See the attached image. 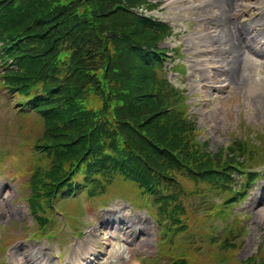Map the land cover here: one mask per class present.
<instances>
[{
  "label": "trees",
  "instance_id": "trees-1",
  "mask_svg": "<svg viewBox=\"0 0 264 264\" xmlns=\"http://www.w3.org/2000/svg\"><path fill=\"white\" fill-rule=\"evenodd\" d=\"M117 1L0 0V39L7 45L4 51L32 67L24 65L9 72L12 89L35 103L56 86V78L73 72L67 85L78 106L75 131L70 135L67 128L60 127V105L75 101L40 108L50 115L47 121L58 128L61 139L52 135L44 143L48 168L36 188L35 206L40 205L39 197L58 191L62 182L72 186L73 166L82 156L78 171L108 166L106 175L114 177L118 172L120 178L130 180L132 170H139L144 177L146 171H156L160 151L176 158L179 172L205 173L212 167L208 156L193 142V129L185 115L178 112L174 119L152 117L165 106L166 99L157 101L149 96L154 83L144 85L142 96L132 62L125 66V61L111 58L115 51L130 60L139 53L135 42L154 44L156 40L141 37L122 15H102ZM34 40H39L38 49L28 50L26 46ZM96 100L102 107L88 111ZM149 177L146 182L150 184Z\"/></svg>",
  "mask_w": 264,
  "mask_h": 264
},
{
  "label": "rangeland",
  "instance_id": "rangeland-1",
  "mask_svg": "<svg viewBox=\"0 0 264 264\" xmlns=\"http://www.w3.org/2000/svg\"><path fill=\"white\" fill-rule=\"evenodd\" d=\"M168 2L164 5L166 10L160 15L179 28L188 22L190 30L187 39V36L174 38L175 45H181L184 54H192L185 59L177 58V61L183 60L188 64V73L176 78L175 83L187 89L192 109H197L200 125L212 127L207 138L209 147L217 151L228 145L231 136L247 135L249 131L255 136L258 133L264 135V0ZM259 6H262V12L254 9ZM200 18L203 23L199 22ZM210 64L219 68L208 70ZM216 80L219 82L215 85L226 81L230 83L221 102L196 105L215 90L206 85H212ZM6 101L7 97L0 92V140L3 143L6 139L14 141L15 146L16 135L7 134V128L2 127L6 121L13 120L15 123L14 113ZM7 147L1 151L7 152ZM10 177V173H6L0 178V225H8L11 230L8 239L0 233V264L6 261L8 264H67L79 252L78 240L63 247L59 239L40 243L27 238L30 231L23 235L22 228L33 226L34 222L28 205L19 198L18 184L21 179ZM113 205L117 206V211L109 213ZM110 207L100 212L89 208L84 213L85 220L95 227L85 238L88 240L85 247L94 254L95 261L141 264L146 256L154 255L159 233L154 221L146 219L142 212L143 219L138 222L139 212L132 211L126 201L116 202ZM236 211L242 225L247 227L244 232L246 245L239 254L244 260L261 245L264 246V180L254 186L251 195ZM250 220L257 222L253 230L248 228ZM5 240H9L8 245ZM91 247L97 248L89 250ZM8 248L12 255L6 259ZM52 253H58L59 258H54Z\"/></svg>",
  "mask_w": 264,
  "mask_h": 264
}]
</instances>
